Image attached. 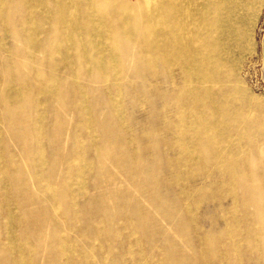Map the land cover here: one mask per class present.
Masks as SVG:
<instances>
[{"label":"bare ground","instance_id":"1","mask_svg":"<svg viewBox=\"0 0 264 264\" xmlns=\"http://www.w3.org/2000/svg\"><path fill=\"white\" fill-rule=\"evenodd\" d=\"M19 1L29 15L42 11L38 20L22 21L18 29L31 73L1 90L0 99L9 108L22 107V119L28 131L20 133L16 140L19 145L29 146L28 153H33L35 146L36 151L35 159H28L23 167L11 158L10 183L17 195L13 201L0 199V264H66L64 257L72 260L69 264H83L82 260L73 259L75 252L70 253L68 246L71 241L62 235L55 234L50 241L27 233L31 228L39 229L38 215L49 219L56 229L62 219L71 231L70 214H76L70 207L61 211L59 206H53L54 211L48 218L47 211L37 213L30 208L36 198L46 201L55 193L66 198L72 196L70 179L63 177L64 166L68 167L69 163L61 156L63 124L54 122L44 128L37 117L46 116V109L53 108L59 100L64 101L69 93L85 90L87 83L109 88L121 76L155 73L159 65L162 76L171 79L175 74L171 72L174 64L179 70L177 77L182 81L177 88L181 90L160 83L166 92H172L156 93L164 108L169 107L167 114L157 118H162L165 126L173 129L172 133H166L175 146L173 153L170 156L166 153L167 142L157 139L158 131L150 133L155 139L152 138L153 150L161 161L158 165L163 175L160 182L188 190L173 174L165 173L166 169L177 171L169 157L177 156L176 159L185 160L188 166H199L194 172H204L205 186L212 182L207 166L220 165V172L240 181L248 196L242 201L233 199L232 207L223 217L224 234L203 243L200 251L214 260L229 257L227 246L232 249L249 244L253 248L259 246L264 252V116L239 75V57L252 51L250 31L256 26L264 0H141L137 4L128 0H49L55 4L54 10L42 0ZM6 3L0 0V8H5ZM44 37H48V44ZM87 119L82 112L80 121ZM80 126L79 122L74 132L79 133ZM99 134L90 144L92 147L94 142L95 162H85L97 173L93 186L99 204L93 210L121 214L131 208L132 198L126 197V192H117L102 184L113 180L111 167L114 165L131 180L138 179L140 173L136 174L137 168L125 162L126 158L123 161L120 152L111 147L113 131L107 124L100 126ZM47 144L53 147L52 151ZM71 146L73 154L80 153V144ZM45 164L51 167L49 171H42ZM6 170L0 163L1 182H4V174L7 178L11 173ZM177 173L180 177L190 176L182 171ZM53 175L59 180L55 186L58 192L52 185ZM137 185L145 195L154 192L139 182ZM204 185L189 190L202 191L206 188ZM2 193L0 190V197ZM184 197L180 194V204ZM118 205L121 208L116 211ZM183 208L174 209L179 218L175 229L178 234L187 231L184 222L189 213L186 210L185 217ZM240 208L245 212L238 215ZM159 209L164 215L173 211L166 203H160ZM196 214L197 211L194 216ZM134 218L129 215V220ZM144 225L141 223L140 231L146 232L149 242L166 233L164 229L153 233ZM97 230L104 232V227ZM40 245L41 253L37 250ZM78 253L86 254V251L80 249ZM157 253L156 257L169 264H206L197 252L190 259L172 248Z\"/></svg>","mask_w":264,"mask_h":264},{"label":"rangeland","instance_id":"2","mask_svg":"<svg viewBox=\"0 0 264 264\" xmlns=\"http://www.w3.org/2000/svg\"><path fill=\"white\" fill-rule=\"evenodd\" d=\"M6 1L5 8H0V92L7 86L16 84L20 77H29L31 70L27 63V53L19 39L18 29L21 27L20 22L28 21L29 18L38 20L42 13L38 10L36 14L29 15L19 0ZM42 1L49 9H55V4L51 1ZM128 1L137 4L141 0ZM250 36L252 51L239 57L241 64L239 75L247 92L255 97L264 116V5L255 28L253 26L250 31ZM43 39L45 43H49L48 37ZM171 72L175 73L173 78H164L159 65L155 73L144 75L140 72L121 76L114 80L109 88H104L99 83H87L85 90L79 93L71 92L64 101L59 100L53 108H47L45 111L47 117L44 114L37 117L42 121L40 126L44 128L54 122L63 124L61 156L65 157L66 162L69 161L68 167L64 166L63 177L70 179L69 188L72 196L66 198L60 193H55L53 198L48 197L46 201L36 198L30 208L37 213L47 211L48 218L54 211L53 206H59L58 210L61 211L70 207V210L76 214H70V223L73 228L71 231L67 230V225L62 219L59 220V226L56 229L49 219L38 215L39 229L31 228L27 230V233L40 235L50 241L55 234L62 235L66 240L71 241L68 246L71 248L70 253L75 252L76 256L73 254V259H80L83 264L90 262L92 264H169L165 259L156 256L157 251L164 253L171 248L172 251L179 252L189 259L194 252H197L206 264H264V252L259 246L253 248L249 244H241L238 248L232 249L227 246V251L230 252L229 257L218 260L200 251L203 243L212 242L216 237L224 234L226 225L223 217L227 216L233 199L238 198L242 201L248 196L246 190L239 184L240 181L220 172V165L207 166L208 178L212 182L205 186L207 178L204 172H194L199 166H188L185 160L176 159L177 156L169 157L177 171L166 169L165 173L173 174L184 188L188 187V190L164 186L160 182L163 175L158 171V165L161 161L153 150L152 138L154 137L152 135L151 138L150 133L152 130L158 131L157 139L167 142L165 151L170 156L175 146L172 145L170 138L166 137V133H172L173 129L169 125L165 126L162 118L160 120L157 118L162 117L163 113L167 114L169 107L164 108V104L157 98L156 93L170 94L172 92V90L166 92L167 90L161 88L160 83H167L172 89L173 87L178 89L177 87L182 85V81L177 77L179 70L176 64L171 68ZM110 92L113 96H110ZM21 111V106L9 108L0 99V163L6 166V171H11L7 178L4 174V182L0 181V190L3 191L1 201L5 198L13 201L17 195L16 188L10 183L11 158L22 167L28 159H35L36 146L33 153H28L29 146L19 145L16 140V136L28 131ZM40 111H43V108H40ZM82 112L89 118L85 122L80 121ZM110 114L113 116L110 117ZM43 117L46 118L43 119ZM33 119L35 120V117ZM79 122L81 128L79 133H76L74 128ZM102 124H107L113 131L111 147L120 152L123 161L126 158L125 162L137 168L136 174L140 173L138 179L131 180L127 173L114 165L111 167L113 180L102 184L114 191L126 192L125 196L132 198L131 208L121 214L93 210V207L99 204L95 198L93 186V179L97 173L87 167L85 162H95L94 142L92 147L90 144L100 135L99 130ZM74 143L81 145L78 147L80 153L77 155L73 154L71 145ZM47 146L49 147L50 144ZM52 148L49 147V150L52 151ZM64 160L61 164H64ZM111 163L109 160L110 166ZM50 169L51 167L47 164L42 166L44 172ZM180 171L190 173V176L180 177L177 173ZM54 175L52 178L55 177ZM54 179H52V185L56 190L55 186L59 180ZM138 182L148 189H154V192L149 195L143 194L141 187L137 185ZM196 185L199 188L204 185L206 188L198 192L189 190ZM34 192L37 191L34 189ZM180 194L185 196L182 204L179 203ZM160 203H166V207L173 211L177 206L180 209L184 207L185 217L186 210L188 211L189 217L184 222L187 231L184 234L176 233L175 229L179 223L176 212L170 211L164 215L159 209ZM120 208L121 206L118 205L116 211ZM196 211L197 214L194 216ZM243 212L245 211L240 208L238 215ZM129 215H134L133 221L129 220ZM90 221L95 223H89ZM141 223H145V228L153 233L160 229L166 230V233L155 236L153 241L149 242L146 232L140 231ZM103 227L104 232L98 233L97 228L103 229ZM94 246L96 248L92 249L91 247ZM74 247H76L75 250L72 249ZM80 249L86 251V254H79ZM37 250L41 253L42 245ZM71 261L70 258L64 257L66 264Z\"/></svg>","mask_w":264,"mask_h":264},{"label":"water","instance_id":"3","mask_svg":"<svg viewBox=\"0 0 264 264\" xmlns=\"http://www.w3.org/2000/svg\"><path fill=\"white\" fill-rule=\"evenodd\" d=\"M263 62H264V41H263Z\"/></svg>","mask_w":264,"mask_h":264}]
</instances>
